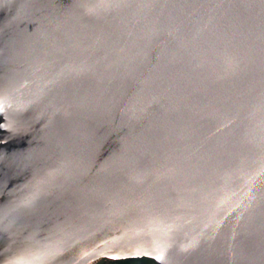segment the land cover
<instances>
[{
  "label": "water",
  "instance_id": "1",
  "mask_svg": "<svg viewBox=\"0 0 264 264\" xmlns=\"http://www.w3.org/2000/svg\"><path fill=\"white\" fill-rule=\"evenodd\" d=\"M264 264V0H0V264Z\"/></svg>",
  "mask_w": 264,
  "mask_h": 264
},
{
  "label": "trees",
  "instance_id": "2",
  "mask_svg": "<svg viewBox=\"0 0 264 264\" xmlns=\"http://www.w3.org/2000/svg\"><path fill=\"white\" fill-rule=\"evenodd\" d=\"M101 264H155L154 261L147 257L142 258H127L120 260H102Z\"/></svg>",
  "mask_w": 264,
  "mask_h": 264
},
{
  "label": "flooded vegetation",
  "instance_id": "3",
  "mask_svg": "<svg viewBox=\"0 0 264 264\" xmlns=\"http://www.w3.org/2000/svg\"><path fill=\"white\" fill-rule=\"evenodd\" d=\"M102 261L97 262L96 264H101Z\"/></svg>",
  "mask_w": 264,
  "mask_h": 264
}]
</instances>
